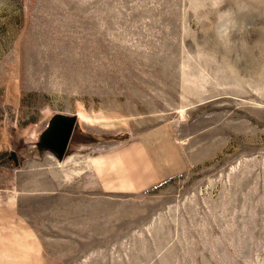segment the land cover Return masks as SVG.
<instances>
[{
    "label": "rangeland",
    "instance_id": "1",
    "mask_svg": "<svg viewBox=\"0 0 264 264\" xmlns=\"http://www.w3.org/2000/svg\"><path fill=\"white\" fill-rule=\"evenodd\" d=\"M161 127L187 169L129 192ZM0 264H264V0H0Z\"/></svg>",
    "mask_w": 264,
    "mask_h": 264
},
{
    "label": "crops",
    "instance_id": "2",
    "mask_svg": "<svg viewBox=\"0 0 264 264\" xmlns=\"http://www.w3.org/2000/svg\"><path fill=\"white\" fill-rule=\"evenodd\" d=\"M116 155V160L124 172L126 187L129 192L135 194L147 192L178 177L187 169V161L181 149L169 130L164 127L141 133L139 136L122 142L116 150ZM77 158L73 155H66L62 159L57 158L58 160L55 158L56 161H52L54 165L52 169L47 167L41 170L49 175L55 174L59 168L65 169V182L68 183L67 177L73 179L75 173L72 171L70 174L69 168L72 163L80 160ZM34 165L37 166L34 163L29 165L32 175L34 171H38V169H33ZM80 173L81 171L78 170V174ZM86 173L88 174V172L81 174Z\"/></svg>",
    "mask_w": 264,
    "mask_h": 264
},
{
    "label": "water",
    "instance_id": "3",
    "mask_svg": "<svg viewBox=\"0 0 264 264\" xmlns=\"http://www.w3.org/2000/svg\"><path fill=\"white\" fill-rule=\"evenodd\" d=\"M76 127V119L68 118L60 121L54 128L50 136V143L47 150L52 151L59 159H62L68 150L74 130ZM11 159L16 167L19 166V159L16 152L11 153Z\"/></svg>",
    "mask_w": 264,
    "mask_h": 264
}]
</instances>
